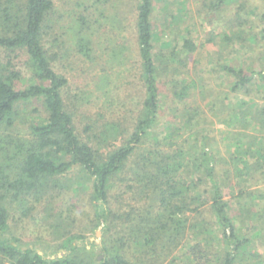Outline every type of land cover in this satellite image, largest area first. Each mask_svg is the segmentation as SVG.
Here are the masks:
<instances>
[{
  "label": "trees",
  "instance_id": "16d2710c",
  "mask_svg": "<svg viewBox=\"0 0 264 264\" xmlns=\"http://www.w3.org/2000/svg\"><path fill=\"white\" fill-rule=\"evenodd\" d=\"M250 1L257 4L254 11ZM165 2L137 0L136 34L145 98L132 132L116 145L118 128L110 125L101 137L114 141L100 151L76 133L62 98L67 80L54 71L53 56L43 44L53 1L0 0V264H136L128 259L130 250L142 257L155 254L161 260L181 247L188 235L194 239L185 250L190 264H264L262 253L248 247L244 232L245 226H255L256 238L264 241V188L260 186L264 182V105H254L251 97L250 103L224 116V124L239 126L231 133L235 151L228 157L211 151L210 138L202 134L203 112L197 107H176V119L159 128L162 75L170 74L166 82L178 103L182 105L189 95L188 83L177 76L186 64L177 59L175 46L155 51L154 10ZM230 3L237 4L234 20L229 21L232 32L218 34L219 43L222 48L242 49L245 28L254 24L250 17L264 25V0H210L204 5L220 14ZM174 16L167 15L165 24ZM75 35L77 52L90 58V39L82 31ZM259 35L264 41V26ZM207 43L213 44V37ZM181 49L192 53L196 45L188 37ZM20 54L27 57L30 82L16 88L25 83L15 62ZM220 70L232 79L231 92L250 97L255 88L256 96L264 93L262 71L224 64ZM31 102L40 105L42 115L19 135V108ZM251 123V132L245 131ZM135 155L134 166L127 168ZM126 173L142 203L122 213L105 209L111 189ZM81 191L94 209V227L107 223V236L99 246L101 259L92 242L80 234L70 235L67 229L57 247L61 256L49 257L29 247L23 250L16 239L4 237L11 212L26 217L41 202L51 209L56 229L63 230L68 218L62 210L53 212L51 202Z\"/></svg>",
  "mask_w": 264,
  "mask_h": 264
},
{
  "label": "rangeland",
  "instance_id": "374dc122",
  "mask_svg": "<svg viewBox=\"0 0 264 264\" xmlns=\"http://www.w3.org/2000/svg\"><path fill=\"white\" fill-rule=\"evenodd\" d=\"M52 1L54 11L43 38L44 47L53 56L54 71L67 80L62 98L67 111L72 115L76 133L84 142L103 151L114 140L109 137L105 142L101 134L110 125L116 126L119 134L116 135L118 141L115 143L120 144L122 138L132 132L145 98L136 34L137 0ZM209 1L167 0L156 4L155 51L159 47L171 49L175 46L177 59L186 64L185 68L181 67L178 79L189 85V95L181 105L173 98L171 85L166 82L170 74L162 75L159 80L162 99L159 128L162 130L168 122L176 119V107H197L203 112L205 124L202 126V134L210 138L211 151L217 157H228L235 151L231 133L238 131L239 126L234 122L224 124V116L242 103H250L251 97L255 99L251 105L261 107L264 105V93L256 96L255 88H252L250 97L231 92L232 79L221 72L220 66L224 64L264 73V41L259 35L264 25L250 17L254 24L245 28V48H235L232 45L222 48L218 34L232 32L229 26L234 20L237 4L230 3L220 14H215L204 5ZM248 5L252 11L257 7L251 1ZM171 14L175 15L172 22L165 24V17ZM81 18L85 23H81ZM79 31L91 41L90 58L77 52L75 34ZM188 37L196 45L192 53L181 49L183 40ZM210 37H213V44L207 43ZM26 61L27 57L23 54L15 59L25 81L16 84V88H23L30 82ZM19 114V135H23L27 125L42 115L40 105L36 102L21 105ZM251 124L245 131L251 132L253 123ZM137 156L132 157L127 168L134 166ZM2 158L0 152V160ZM260 186L264 188V182ZM136 189L130 181V174L126 173L111 189L109 204L104 206L105 209L122 213L128 212L132 206H139L142 202ZM225 198L228 199L229 196ZM88 199V195L81 191L80 194H69L51 202L53 212L62 210L68 218L63 230L56 229L49 216L51 209L45 206L46 202L35 205L31 214L26 217L18 212H11L9 228L4 237L16 239L23 250L29 247L39 254L46 253L49 257L54 253L61 256L62 252L57 247L63 239L60 235L67 229L70 235L80 234L92 242L97 258L101 259L99 246L102 245L103 237L107 236V223L94 227V209ZM115 225L117 230L118 224ZM244 230L250 240L248 247L264 256V241L256 238L258 229L255 226H245ZM114 232L112 229V233ZM187 237L181 247L161 260H156L155 254L142 257L137 250H130L128 259L136 264H190L185 250L186 246L194 243V239L190 235ZM213 238L218 242L216 235Z\"/></svg>",
  "mask_w": 264,
  "mask_h": 264
}]
</instances>
